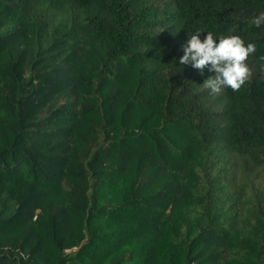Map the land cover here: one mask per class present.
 Instances as JSON below:
<instances>
[{"label":"trees","instance_id":"obj_1","mask_svg":"<svg viewBox=\"0 0 264 264\" xmlns=\"http://www.w3.org/2000/svg\"><path fill=\"white\" fill-rule=\"evenodd\" d=\"M262 12L0 0V264H264ZM197 29L256 45L239 91L180 63Z\"/></svg>","mask_w":264,"mask_h":264},{"label":"clouds","instance_id":"obj_2","mask_svg":"<svg viewBox=\"0 0 264 264\" xmlns=\"http://www.w3.org/2000/svg\"><path fill=\"white\" fill-rule=\"evenodd\" d=\"M251 23L257 28L264 25V12L254 17ZM201 33L202 31L197 29L190 35L180 63H191L194 68L201 70L211 65L215 76L207 79L203 85L210 88L213 93H219L222 87L239 91L252 74L245 62L256 52V45L249 43L245 46L244 40L236 35L221 36L217 43L212 32H207V36L201 42ZM260 59L264 61V56Z\"/></svg>","mask_w":264,"mask_h":264},{"label":"rangeland","instance_id":"obj_3","mask_svg":"<svg viewBox=\"0 0 264 264\" xmlns=\"http://www.w3.org/2000/svg\"><path fill=\"white\" fill-rule=\"evenodd\" d=\"M222 163H219L221 165ZM230 165H226V168ZM246 207H264V180L260 179L252 183L247 191L246 197L242 200Z\"/></svg>","mask_w":264,"mask_h":264}]
</instances>
